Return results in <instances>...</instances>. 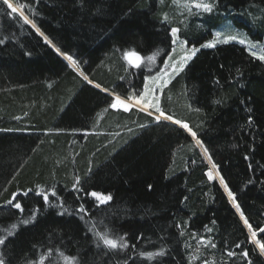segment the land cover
Masks as SVG:
<instances>
[{
	"label": "trees",
	"instance_id": "1",
	"mask_svg": "<svg viewBox=\"0 0 264 264\" xmlns=\"http://www.w3.org/2000/svg\"><path fill=\"white\" fill-rule=\"evenodd\" d=\"M190 1L10 0L16 13L0 8L6 264H264L244 223L264 244V62L238 43L199 49L158 95L185 130L157 122L154 107L110 106L141 93L170 52L171 24L193 34L189 43L226 15L250 35L264 32V0H204L213 7L201 28ZM133 51L139 67L125 60Z\"/></svg>",
	"mask_w": 264,
	"mask_h": 264
},
{
	"label": "rangeland",
	"instance_id": "2",
	"mask_svg": "<svg viewBox=\"0 0 264 264\" xmlns=\"http://www.w3.org/2000/svg\"><path fill=\"white\" fill-rule=\"evenodd\" d=\"M190 2L192 5L188 7L187 11L189 12L190 17H195L196 27L201 28L204 25L203 20L205 19L206 16H209L211 13L205 12L203 8L198 9L194 6L196 3H205L204 0H191ZM188 24H190V21H184L183 25H181L182 26L181 28H185ZM173 27L178 28L179 26H177L176 24H171L170 27L172 46L170 52L163 59V61L164 60L168 61V66H166L161 62V64L157 68V69H166V70L164 71H157V69L154 70L151 73V75L155 77V79H147V80L144 79L143 89L141 93L137 96H131V100H126L124 98H121L123 103L129 104L130 107H138V108H143L146 102L151 103L152 105H157L158 95L161 91V86L162 85L165 86L170 81V79L174 75H176V72L170 67V65L174 63L175 67L179 69L180 65L181 64L185 65L196 54V52L199 49L207 48V47H203V45L207 43H213L214 45H219L225 43L224 41L227 40V43L241 44L239 41L244 40V43L242 45L248 50V52H250L251 54L252 52H255L256 53L255 57L264 55V32H259L255 29L254 31H252V35H250L242 27V25H237L232 20V18H230L229 15L223 16L222 19L219 20L215 24V26H213V28L209 29V34L203 36L198 42H190V43L188 42V39H193V34L189 30H188V34L191 38L181 35L179 33L180 31L179 28H178L179 31L176 33L175 36H173L171 33V28ZM217 32L220 33L219 37L216 36ZM229 36H235L236 39L228 40ZM174 39L176 40L175 44L172 43ZM193 50H196L194 55L192 54ZM169 57H171V59H169ZM186 57H190V58L185 59ZM67 63L71 65V62L68 60ZM144 66L147 71H151L153 69L151 62L145 63ZM140 95L143 96V99H140ZM137 99H140L139 104L136 103ZM119 108L124 109L123 104H121ZM149 108H153V107H149ZM176 125L181 127L183 130H185V128H183L180 124H176Z\"/></svg>",
	"mask_w": 264,
	"mask_h": 264
},
{
	"label": "snow or ice",
	"instance_id": "3",
	"mask_svg": "<svg viewBox=\"0 0 264 264\" xmlns=\"http://www.w3.org/2000/svg\"><path fill=\"white\" fill-rule=\"evenodd\" d=\"M4 5L7 6V9H11V12H12V13H16V12H17V8L13 6V4L10 2V0H2V3H0V8H3ZM194 6H195L196 8H198V9H199V8H203V10H204L205 12H211V11H212V7H213L211 4H207V3H196ZM7 9H4V11H7ZM165 20H167V16H165ZM24 23H26V24L31 23L32 27H33V28H36V31H37V32L40 31V29L37 28L36 25H35L34 23H32L31 21H29V20L27 19V17L24 18ZM178 31H179V29L176 28V27L171 28V33H172L173 36H175L176 33H177ZM41 35H43V33H41ZM216 36L219 37V36H220V33L217 32V33H216ZM44 39H45V41H47L49 44H51V41L48 40V37H47V36H45ZM235 39H236L235 36H229V37H228V40H235ZM2 42H3V41H0V43H2ZM224 42L227 43V40H225ZM239 42H240L241 44H243V43H244V40H240ZM172 43L175 44V43H176V40L174 39V40L172 41ZM214 46H215V45H214L213 43H207V44L203 45V47H214ZM56 51H57V53H60V50H59V49H56ZM195 51H196V50H193V53H192L193 55L195 54ZM60 54H61V55H64L63 53H60ZM133 54H135V53H133ZM125 55L127 56L128 54L126 53ZM166 55H167V54H166ZM252 55H253V56H256V53H255V52H252ZM66 58H67L69 61H72L73 65L76 64V61L73 59V57H72L71 55H67ZM189 58H190V57H186L185 59H189ZM257 58H258L259 60H261V61H264V55H260V56H258ZM138 59H142V58L138 56ZM149 59H151V57H149ZM169 59H171V57H169ZM162 63L165 64L166 66H168V61H167V60L162 61ZM135 66H136V67H139V65H135ZM170 67L176 72V74H179V72L183 70L184 65L181 64V65H180V68L177 69V68L175 67V64L173 63L172 65H170ZM164 70H166V69H157V71H164ZM144 78H145L146 80H147V79H155V77H153L151 74L146 75ZM84 79H87V76H85ZM165 83H167V82H165ZM96 87L99 88L100 85L97 84ZM163 87H164V85L161 86V91L163 90ZM103 91L107 92L108 90H107V89H103ZM129 98L131 99V97H129ZM140 99H143V96H142V95H140ZM140 99H137V100H136V103H137V104L140 103ZM121 104H123V107H124V110H125V111H127V110L129 109V107H130L129 104L123 103V101L121 100L120 96L117 95V96H115V100H114V102L111 103L110 106H111V108L116 109V108H118ZM149 107H154V108H155V111L158 113V115H155V120H156L157 122H159V121L161 120V118H163L164 120L172 121V122L175 123V124H180V123H181L179 120H175V121H174V120H173V117H172L171 115H165V113L160 109V107L158 106V104H157V105H152L151 103H147V102H146L141 110L143 111L144 109H147V108H149ZM148 114H149V115H152L151 112H149ZM181 126H182L183 128H187V127H188L187 124H183V125H181ZM192 135L195 136V133L193 132ZM213 167H215V165H213ZM209 178L211 179V173H209ZM77 183H79V178H78V177H77ZM223 183H224L223 178H221V184H223ZM149 187H151V186H149ZM225 187H227V186L225 185ZM29 191H31V190H29ZM26 194H27V193H25V195H26ZM37 194L39 195V193H37ZM51 195L55 196V195H56V192L53 191V192L51 193ZM90 195L93 196V197H96V198L100 201V203H106L108 200H111V196H110V195H109V196H102L101 194H98V193H96V192H94V191L91 192ZM228 195H229V196H233V193H232L231 191H229V192H228ZM13 199H15V194H14V196H13ZM43 199H44V201L47 203V202L49 201V195H48V194H44V195H43ZM8 204H12V201L9 200V201H8ZM13 207H15L16 209H20L21 211H23L22 206H21V204H20L19 202L15 203V204L13 205ZM236 207H237V210L239 211V205H236ZM79 211H81V212H85L86 210L83 209V208L81 207V208L79 209ZM241 215H242V218H243V214H241ZM28 222H29L28 220H23V221H22L23 224H27ZM244 223H245L246 225H248V227H249V230H250V233H251V240H252L253 242L259 244L260 252H261V254H264V244H260V242H259L258 240H256L257 232L251 230V225L248 224L247 219H244ZM12 227L15 228V225H13ZM209 231H211V229H209ZM259 231L262 232V233H264V228L259 229ZM11 234H12V233L10 232L9 235H11ZM97 236H98L99 240H101V241L103 242V244H104L105 246L109 247L110 249H117V248H118V242H117V240H116V239L108 238L107 233H105V234H103V235H101L100 233H97ZM120 240L122 241V240H123V237H121ZM4 244H5V239H0V245H4ZM119 247H120V248H127L128 245H127V243H120V244H119ZM212 247L214 248V247H215V244H212ZM236 247L239 248L240 245L237 244ZM162 254H163L162 252H161V253H158V255H162ZM242 254H243V256H245V257H247V255H248L247 251H244ZM227 255H228L229 257H232V256L235 255V253H234L233 251H228V252H227ZM147 256H148V258H151V257H152V253H148ZM0 264H6L5 260H4L2 257H0Z\"/></svg>",
	"mask_w": 264,
	"mask_h": 264
},
{
	"label": "water",
	"instance_id": "4",
	"mask_svg": "<svg viewBox=\"0 0 264 264\" xmlns=\"http://www.w3.org/2000/svg\"><path fill=\"white\" fill-rule=\"evenodd\" d=\"M135 53V54H133ZM128 55H125V60L133 67H136L135 65H140L142 63L143 57L141 56L140 53L133 51V52H128ZM138 56L141 57L142 59H138Z\"/></svg>",
	"mask_w": 264,
	"mask_h": 264
}]
</instances>
